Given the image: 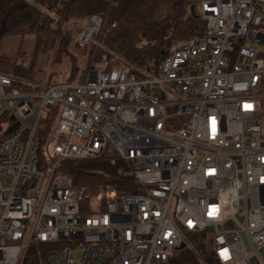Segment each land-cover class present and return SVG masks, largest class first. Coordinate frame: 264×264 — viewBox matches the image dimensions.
<instances>
[{
  "label": "built area",
  "instance_id": "built-area-1",
  "mask_svg": "<svg viewBox=\"0 0 264 264\" xmlns=\"http://www.w3.org/2000/svg\"><path fill=\"white\" fill-rule=\"evenodd\" d=\"M188 1L206 32L150 71L106 53L84 82L0 70V264L45 247L46 264H170L182 244L201 264H264V0ZM102 25L91 15L77 45ZM103 157L134 192L60 170ZM206 231L200 251L192 236Z\"/></svg>",
  "mask_w": 264,
  "mask_h": 264
},
{
  "label": "trees",
  "instance_id": "trees-1",
  "mask_svg": "<svg viewBox=\"0 0 264 264\" xmlns=\"http://www.w3.org/2000/svg\"><path fill=\"white\" fill-rule=\"evenodd\" d=\"M192 4L188 0H0V45L4 38L23 35L33 28L57 31L67 18L98 14L103 18V25L97 35L100 45H94L91 51L93 58L99 60L106 53L111 59H118H114L115 63L125 62L136 69L150 71L174 42L206 32V22L197 7L198 16L192 15ZM4 118L7 116H0V131ZM52 125L53 119H48L42 130L37 131L42 142ZM1 139L2 136L0 142ZM60 170L73 178L74 186H89L93 191L109 184L121 193H131L137 186L117 157L66 161ZM47 251V247L31 250L25 264H46ZM208 261L217 263L211 257ZM170 264L201 263L193 252L182 251L180 255H171Z\"/></svg>",
  "mask_w": 264,
  "mask_h": 264
},
{
  "label": "rangeland",
  "instance_id": "rangeland-1",
  "mask_svg": "<svg viewBox=\"0 0 264 264\" xmlns=\"http://www.w3.org/2000/svg\"><path fill=\"white\" fill-rule=\"evenodd\" d=\"M87 17L67 18L57 31H39L33 28L23 35L4 38L0 45V70L12 71L20 76L25 75L29 80L43 83L87 81L91 66L98 61L91 54L92 48L100 45L97 41L98 33L85 47L77 45L78 34L88 23ZM47 21L50 23L49 19ZM114 59L118 60L113 58L114 63ZM4 134L2 129L0 137ZM210 234L206 231L192 236L200 251L209 250ZM182 251L193 252L186 247L173 254L180 255ZM79 255L81 251L77 250L74 256L80 258Z\"/></svg>",
  "mask_w": 264,
  "mask_h": 264
},
{
  "label": "water",
  "instance_id": "water-1",
  "mask_svg": "<svg viewBox=\"0 0 264 264\" xmlns=\"http://www.w3.org/2000/svg\"><path fill=\"white\" fill-rule=\"evenodd\" d=\"M191 13L192 15H195V16H198L197 13H196V8L194 5L191 6ZM13 119V117H12ZM212 228L211 227H208L206 230H211ZM185 248V244H182L178 249H184Z\"/></svg>",
  "mask_w": 264,
  "mask_h": 264
}]
</instances>
